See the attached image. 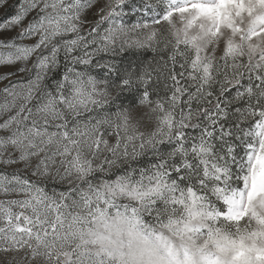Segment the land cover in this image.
<instances>
[{"label":"snow or ice","instance_id":"snow-or-ice-1","mask_svg":"<svg viewBox=\"0 0 264 264\" xmlns=\"http://www.w3.org/2000/svg\"><path fill=\"white\" fill-rule=\"evenodd\" d=\"M0 264H264V0H0Z\"/></svg>","mask_w":264,"mask_h":264}]
</instances>
